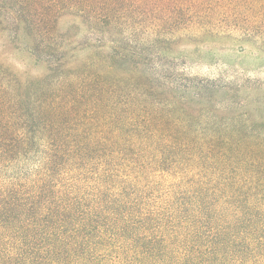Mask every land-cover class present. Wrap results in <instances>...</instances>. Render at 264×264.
<instances>
[{"label": "trees", "instance_id": "trees-1", "mask_svg": "<svg viewBox=\"0 0 264 264\" xmlns=\"http://www.w3.org/2000/svg\"><path fill=\"white\" fill-rule=\"evenodd\" d=\"M9 29L47 75L0 61V264H264V127L194 109L232 86L166 58L206 35L264 51V0H0Z\"/></svg>", "mask_w": 264, "mask_h": 264}, {"label": "rangeland", "instance_id": "rangeland-1", "mask_svg": "<svg viewBox=\"0 0 264 264\" xmlns=\"http://www.w3.org/2000/svg\"><path fill=\"white\" fill-rule=\"evenodd\" d=\"M63 32L72 34L83 44L92 39L88 29L77 28L71 18H65L60 24ZM201 37L199 43H182L166 56L172 71L185 69L186 73L197 79L211 80L230 84L231 90L221 92L205 91L206 100L195 101L194 109L209 105L217 107L229 100L236 101L242 114H249L257 126L264 127V51L252 45H237L235 42ZM28 37L25 31L15 32L12 29L0 32V61L10 66L20 79L43 78L47 75V65L32 56ZM85 46V45H84ZM91 50L84 47L79 54L85 58ZM41 60L45 58L41 57Z\"/></svg>", "mask_w": 264, "mask_h": 264}]
</instances>
